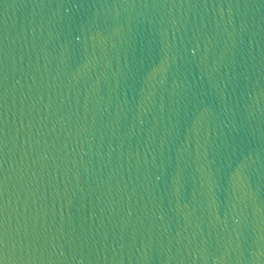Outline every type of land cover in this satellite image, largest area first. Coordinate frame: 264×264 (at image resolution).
Wrapping results in <instances>:
<instances>
[{
  "label": "water",
  "instance_id": "95a60500",
  "mask_svg": "<svg viewBox=\"0 0 264 264\" xmlns=\"http://www.w3.org/2000/svg\"><path fill=\"white\" fill-rule=\"evenodd\" d=\"M0 264H264V0H0Z\"/></svg>",
  "mask_w": 264,
  "mask_h": 264
}]
</instances>
